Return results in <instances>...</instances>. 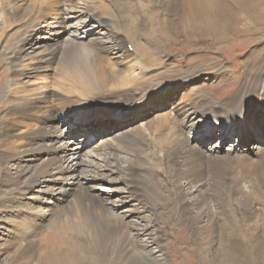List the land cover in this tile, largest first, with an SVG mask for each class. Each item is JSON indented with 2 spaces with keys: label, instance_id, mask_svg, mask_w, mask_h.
<instances>
[{
  "label": "bare ground",
  "instance_id": "obj_1",
  "mask_svg": "<svg viewBox=\"0 0 264 264\" xmlns=\"http://www.w3.org/2000/svg\"><path fill=\"white\" fill-rule=\"evenodd\" d=\"M12 1L14 19L21 23L26 21L30 30L25 29L15 39L9 37V34L7 38L10 39L0 46V61L5 65L6 72H10L12 77L25 78V73L18 75L13 70L34 58L36 66L33 73L53 67L52 73L56 75L59 72L64 78L62 83H56L61 84L59 86L64 90L67 88L66 92L69 94L77 92L82 98L87 97V101L90 98L103 100L100 102L102 107L86 101L83 107L85 112H80L76 106L81 103L77 104L72 99L62 103L65 108L62 110L58 108L61 102L47 105L55 102L53 97H61L59 94L51 91L40 94L33 102L25 96L27 93L23 92V88L18 90L11 84L14 78H6L3 83L8 93L0 101V207L7 199L10 202L7 200L8 211L0 212V230L9 226L11 221L6 215L13 213L11 210L15 209L19 215L21 210L22 213L27 212L24 210L27 207L24 202L32 200V194L37 188L39 190L36 193L48 195L54 200L51 209L49 208V215L46 211L48 216L31 228L32 235L27 237L24 228L19 229L17 224V241H13L21 244V247L16 249L12 258L15 264H173L163 246L162 223L148 216L158 212L164 193L169 192L175 210L173 214L178 217L186 215L195 245L197 264H264V154L257 146L249 148L247 129L253 123L264 128L263 102L253 108L255 101L251 99L246 101L245 107H241L237 100L239 93L234 94L226 103L213 102L206 95H196L183 104L179 101V105L173 109V117L165 119L162 115L161 118L165 121H158L160 114L156 120L158 128L154 129L157 125L154 126L153 123L146 124L148 136L137 128L116 127L108 140L111 142L104 139L95 153L83 150L86 136H83L84 142H78L69 131L70 122L76 118L74 116L78 114L85 117L88 109L122 112L134 104L142 106L146 100L164 96L165 94H160L165 93L168 86L174 87L176 81L165 77L166 80L151 83L148 78L143 77L149 68L148 64L153 63H150L153 56L157 55L158 58L159 50H193L196 54H203L200 58L210 59L206 52L219 55L228 50V45H234L235 38L241 39L240 44L245 45L248 43V39L245 40L248 32L242 30L246 29L243 14L254 21L256 32L264 38V16L260 12L264 7V0H147L146 5H142L151 12L146 10L148 13L145 12L142 19L138 8L143 6L137 8L135 0H107L110 7L104 17L90 12L87 4H73L72 0V4L69 0V5H63L62 0H31L32 6L26 8L23 6L25 0ZM92 2L99 4L98 0ZM37 4H41L44 11L37 10ZM59 4L64 9L68 8L64 13L74 11L76 15L70 18L59 16L49 24L43 21L48 11ZM99 7L102 8L101 5ZM163 11L168 13L166 18L160 16ZM0 18L3 24L0 32L3 34L14 24V19L5 13L0 14ZM141 27H145L143 35H149L150 40L139 39L143 31ZM96 29L98 31L93 33ZM205 42L209 44L203 45ZM128 46L131 47V55ZM66 53L70 56L64 59ZM251 55L255 57L254 54ZM130 56L142 61L140 70H137L140 72L135 76L134 71L122 76L109 63H116ZM178 61L174 66L175 70L180 64H184L185 57ZM33 63L34 61L31 64ZM208 64L200 66L206 67ZM214 67L216 68L208 65V71L211 70L208 73L204 69L198 70L200 67H194L188 72H193L192 77L204 76L206 81H210L217 77L218 69L214 70ZM257 69L260 71L264 66ZM252 73L249 74L252 75L249 83L258 79L255 80ZM170 74L171 72L168 75ZM257 85L259 83L254 82V87ZM124 87L126 89H121ZM243 89L240 90L241 93ZM52 98L54 100H50ZM114 102L128 104L124 110L109 109V105ZM6 103L7 107H4ZM43 109L45 115L39 120L37 115ZM205 116H211L212 121L216 122L214 125L207 123L210 126L207 129L216 126L220 142L232 139L235 141L231 143L232 147L242 143L247 147L244 150L249 152H245L240 146L234 152L227 147V152L221 157L210 152L204 153L196 145H191L186 134L205 128L198 124ZM66 119L69 122L64 125L62 122ZM21 130L23 133L18 134ZM149 135L153 138V145L155 142L161 144L157 146L162 153L161 156L158 152L161 162L154 150L152 153L155 156L152 157L158 159L152 158L151 153L148 154L145 150L149 146L148 140H152ZM69 143L72 146L67 149ZM215 147H218V142L211 148ZM211 148L208 151H212ZM40 154H45V157L41 159L38 157ZM40 159L41 163L34 166L33 163ZM207 164L231 168L238 178L234 189L221 190L216 196L218 204L214 210L222 213L223 218L211 215L213 210L209 212L212 205L208 185L204 181ZM206 173L208 174L207 171ZM105 179L109 180L107 186L102 185L106 182ZM162 183H165L163 188ZM137 184L140 191L135 189ZM117 185H122L123 188ZM96 190L106 194H95ZM239 192H243L242 196L245 197L237 198ZM111 193L117 194L114 200L110 198ZM15 195L21 196L16 204ZM123 206L128 209L121 210ZM251 209L259 211V214L256 215ZM226 211L231 215L225 216ZM23 219L24 217L19 223H23ZM20 230L21 234H25V240H34L30 239L22 246L21 242L25 240L19 238ZM4 232L10 233L9 230ZM0 235L4 237L5 234ZM212 249L218 252L215 262L209 260V250ZM4 250L5 246L0 244V252ZM177 254L174 261L180 259L179 262H183L181 257L184 255L178 257L180 253ZM7 261H0V264H11Z\"/></svg>",
  "mask_w": 264,
  "mask_h": 264
},
{
  "label": "rangeland",
  "instance_id": "obj_2",
  "mask_svg": "<svg viewBox=\"0 0 264 264\" xmlns=\"http://www.w3.org/2000/svg\"><path fill=\"white\" fill-rule=\"evenodd\" d=\"M25 2L26 3H24V5H23L25 8L32 6L31 0H25ZM68 2H69V0H62V4L63 5H69ZM78 2L87 4L89 9H90L89 10L90 12H92L93 14H96V15L99 14V15H101L103 17L105 16V13H106L107 9H109V7H110L107 0H101V1L98 0L99 4L95 3V2H92V0H72L73 4L78 3ZM135 2L137 4V8H138V7L143 6L144 4L146 5L147 0H144V1L143 0H135ZM70 3H71V0H70ZM13 4H14V2L12 0H9V1L8 0H3V1L0 0V14L3 13V15H4V13H5L9 18L12 17L14 19V14H13L14 13V9H13L14 7H12ZM25 5H27V6H25ZM99 5H101V7H102L101 9H100ZM35 8L37 10L44 11V9H43L41 4H37L35 6ZM142 9H144V6L141 7V9L138 8L139 13L141 11V13L139 14L141 16V19L144 17V15H145L144 13L145 12H147V11L149 13L151 12V10H147L146 9L147 10L146 11L145 9L144 10H142ZM262 9H264V7H262ZM262 9L260 10V12H261V14H263L262 16H264V12H263L264 10H262ZM51 10L52 11H48L49 12L48 15L45 17V20H43V21L47 22V24L52 22L53 19L60 18L62 16L70 18V17L76 15V14H74V11H71V12L70 11H66L64 13V10H68V8L64 9L63 7H61V4H59V6H54ZM60 12H62V13H60ZM93 14H92V16L95 17V15H93ZM167 15H168V13L165 12V11L162 12V15L160 14V16L162 18H166ZM243 16H242V20L245 21V23H246V25H245L246 29L242 28V30H246L248 32L247 35L245 34V36H246L245 40L248 39L247 40L248 41L247 44L241 45L240 44L241 39H238V38L236 39L235 38L234 39L235 42H233L234 45L233 44H232L233 46L232 45L231 46L228 45V50L223 51V53H220L219 55H215V54H213V52H206L208 54V56L210 57V59H208L207 57L200 58V56L202 57L203 54H201V53H197L196 54L193 50L185 51V49L184 50L181 49L182 52H176V51L173 52V50L164 51L163 52V51L159 50L160 53L158 54V58H157V55L153 56V60L150 62V63H152V62L153 63L152 64H148V67L150 69L149 68H148L149 70L147 69V72H145L143 74V77L145 76L146 78H148V81L151 82V83L152 82L153 83H157L158 80L159 81H161L163 79L166 80V78L168 77V79H170V81L171 80H173V82L176 81V84L174 85V87L168 86V88L165 89L166 90L165 93H161L160 94V95L165 94L164 96L154 97L153 100H151V101L146 100L145 102H143L142 106H138L139 104H134L133 107H131L127 111H122V112L120 110H115V111L110 110L109 111L108 109L100 111V110L88 109L87 110V116H85V117L82 116V115L80 117V115L76 114L74 116L76 118L73 121L70 122L71 130H69V131L71 132L70 133L71 136L76 137L78 142H82V141L84 142L83 136H86V141L83 143V146H84L83 150L84 151H92V152L95 153V151H97L101 147L100 145L104 142V139H107L106 140L107 142H111V141H108V140L112 136L111 134L114 132L116 127H120V129L122 127L124 129L137 128V130L143 132L144 135L148 136L147 135L148 132L145 131V127L147 125H151L153 123V124H155L154 126H156L158 124L159 120L165 121L163 118L169 119V118L173 117V114L175 112V110H173V109L176 106L179 105V103H178L179 101H181L180 104H183L185 102L190 101L191 99H194L196 97V95H197V97H200L202 95H206L208 98L211 97V101H213V102L226 103L228 100H230L232 97H234L233 96L234 94H238L239 93L237 100H238V102L241 103L240 104L241 107H243V105L245 107L246 101L251 100V99H254V101H255L253 108L256 107V106H259V104H261L262 102L264 103V94H263L264 93V90H263L264 89V69H262L260 71L257 69L259 66H264V59H263L264 58V38H262V36L259 35V33L256 32V29L254 28L255 27V23H253L254 21H252V19H249L248 17H246L244 14H243ZM262 20H261V22H263ZM2 26H3L2 20L0 18V29L2 28ZM11 27L12 28L14 27V28L12 29ZM11 27L3 34H1V32H0V34H1L0 35V46L6 40L10 39L9 37H11L12 39H15L18 36H20L22 34V32H25V29H26V31L30 30V27H29L28 23H26V21L21 23L16 18L14 19V24ZM141 28H142L143 31L139 35V39H141V41L143 39L144 40L145 39H149L150 40L151 37L149 35H147V36L143 35L145 27H141ZM97 31H98V29H96V30H94L92 32L96 33ZM138 31H139V33L141 32L140 29ZM9 34H10V36H9ZM7 36H9V37L7 38ZM1 37L2 38L4 37L5 39L3 38V40H2ZM205 44L207 45V44H209V42L203 43V45H205ZM235 44H240V45L236 46ZM128 49H129V53L131 55V53H132L131 52L132 51L131 47L128 46ZM40 51H37V53H40ZM184 51H185V53H184ZM256 51L258 52V54H257ZM226 52H227V54H226ZM184 54H185V56H184ZM251 54H254L255 57L252 56ZM69 56L70 55L66 53L64 55V59L69 58ZM181 57L182 58L185 57V62H184V64H180L179 67H177L178 71L181 70L180 72H178L177 70H175L176 68L174 66L177 64L178 60L180 61ZM31 59L32 60H28L27 63L25 62V64L22 63V65H21L22 67L20 66V67L16 68L17 71H16L15 68L13 70V73H17V74L19 73L18 75L25 73L26 77L23 78V79H22V77L21 78L12 77V74L10 72H6L5 65L0 61V96H2V98H0V101H2L3 96L6 93H8L7 87L6 86L3 87V85H4L3 83L5 82L6 78H14V81H12L11 84H14L13 86H15L18 90L23 88L24 89V90L22 89L23 92L27 93V94H25V96L30 98L33 102L36 100V98L41 96L40 94L44 95V94L50 93V91H51V92H54L56 94H59L61 97H53L55 99V102H53V103L50 102V104L47 103L48 106L49 105H54L55 103L58 104V102H61L60 103L61 105L59 104L58 108L63 110L65 108L62 106V103H64V101L65 102H69V101H71L73 99V102H78L77 104L81 103V105H77L76 106L77 109L79 108L78 111L85 112L83 107H85L84 104L87 101V97H83L82 98L81 96H79V94L77 92H74V93L72 92L71 94H69V92H66L67 88L65 90L63 88H60L59 85H61V84L58 85L56 82L58 81L59 83H62L64 78H63L62 75H60L59 72H57L56 75L54 73H52V71H54V70H52L53 67L45 68V69H43L40 72L33 73V68H34V66H36V64H35V60H33L34 58H31ZM136 59L137 58H135L133 56H130V57H127V58H122L120 61H118L116 63L114 61H109V63L111 64V66L113 67L114 70H117V72H121L122 76L123 75H127L126 73H131L133 71H134L133 72V76H135V75H137L140 72V71L138 72L137 70H140L139 68L142 65V61H138L139 59H137V60ZM155 59H157V60H155ZM208 60H210V61H208ZM33 61H34V63L31 64ZM212 61H214V62H212ZM203 62L204 63L208 62L209 66L210 65L216 66V68L214 67V70L218 69L219 72L217 71V77H216L215 80L206 81V78L204 76L196 78L197 76L194 75V77H192V73L193 72H188V71H191L194 67H200L198 70L201 69V71H202V69H204L205 72L207 71V73L211 72V70L208 71V69H207L208 65H206V67L205 66L204 67L200 66L201 64L202 65L204 64ZM117 65H120V66H117ZM149 65H151V66H149ZM23 66L25 67V69H24ZM124 66H126V67H124ZM26 67H27V69H26ZM132 67H134L135 70ZM198 70H196V71H198ZM248 70H249V72H248ZM169 71L171 72V74H170L171 77H170V75H168L170 73ZM196 71H195V73H196ZM124 72H125V74H124ZM174 73H176V74H174ZM251 73L253 74V76H255V77H253L255 80L258 78L256 81H254V82L259 83V85H257V87H254V82L253 83H249L248 82L252 78L251 77L252 75L249 76V74H251ZM256 74H257V76H256ZM158 75H160V76H158ZM150 77H152L151 78L152 81H151ZM185 77H186V79H185ZM223 77H224V79H223ZM154 78L156 80H154ZM181 80H183V81H181ZM221 81H223V82H221ZM39 87L40 88L42 87L41 90H40ZM50 88H52V89L50 90ZM54 88H57V89L55 90ZM242 88H244V89L242 90V93H241L240 90ZM121 89H126V87L121 88ZM44 90H45V92H44ZM257 90H258V92H257ZM36 91H38V92H36ZM227 91L229 93H227ZM34 92H36L37 95L34 94ZM61 93H62V95H61ZM183 94H184L185 97L183 96ZM192 94H193V96H191ZM223 94H225L226 97H224ZM245 94H246V96H245ZM80 95H82V94H80ZM79 97H81L82 99L79 98ZM53 98L50 99V100H54ZM88 102L93 104V105L94 104H98L99 107H102V104L100 105V102H103V100L90 98L87 101V103ZM176 103H177V105H176ZM127 104L128 103L121 104V103H115L114 102L111 105H109L111 107L109 109L123 108V110H124V108L127 107L126 106ZM5 105L7 107V103L4 104V107H5ZM44 105L46 107H48L46 104H44ZM43 112H44V109L39 111V115H37L39 120H40V118L43 117V115H45ZM169 113L171 114V116H170ZM159 115H160V117H159ZM162 115H164V116H162ZM161 116L163 118H161ZM158 117H159V119H158ZM199 118H201V117H199ZM157 119H158V121H156ZM148 121L150 122V124H148L149 123ZM199 121H201L200 123H198L199 125L201 124L200 127L204 126L205 128L201 129L200 131L194 132V133L186 134L187 135L186 139H187V141H189V143L191 145H196L204 153L210 152V153H214L217 156H221L222 157V155H224V153L227 152V147L231 148L232 152H234V149L237 150L238 146H240L242 148V150L247 148L245 146V144H242V143H237V144H235L234 147H232L231 145H233V144H231V143L235 142L232 139H230V140H221V142H220L218 140L219 138L217 137V129L218 128L216 126H214L211 129H207V127H210V126H208L207 123L210 122V123H213V125H214V123H216V122L212 121L211 116H205L204 118L200 119ZM67 122H69L68 119H66L62 123L66 124ZM139 126L142 127V128H140ZM247 127H248L247 128L248 129V136H249V139H250L249 140V144H248L249 148L250 147L254 148V146H257L262 151V154H264V152H263V150H264V133H263L264 132V128L262 129L260 125L257 126V124H254V123L253 124H249ZM155 128H158V125L156 127H154V129ZM21 131H19L18 134L23 133V130H21ZM145 132H146V134H145ZM149 139H152V140H148L149 141V146L146 147L145 150L148 151L147 152L148 154H150V153L152 154V155L150 154L151 157L155 156L154 154H156V157H158L160 160L158 158H156V157H152V158L158 159V161L161 162V158L160 157L162 156V153H161V150L159 149L160 147H157V146H161V144H158V143L155 142L154 143L155 145H153L152 143L154 141H153V138L150 135H149ZM72 142H74V140ZM217 142H218V147L217 148L216 147L215 148H211ZM113 143H115V142H112V144ZM113 145H115V144H113ZM71 146H72V143H69L67 145V149H69ZM97 147H99V148H97ZM153 147H155V148H153ZM210 148L212 149V151H208V149H210ZM153 150H154V154L152 153ZM155 151L157 153H155ZM158 152H159V155H161V156L158 155ZM245 152H249V151H245ZM38 157L43 159L45 157V154H40V156H38ZM41 159L38 162L35 161L33 163V165L41 163ZM209 165L208 164L205 165V172H204V181L208 185V189H209L208 190V194H210L211 205H212V207L209 210V212H211L213 210L211 212V215H213V216H215L217 218H220V217L223 218V214L222 213H220V212L217 213V211L214 210L215 207H216V204H218L217 201H216V199L218 197L217 194H219L221 190L222 191H228V190L234 189L236 187V185L238 184V178H237V176L235 175V173L233 172V170L231 168L227 169V168L220 167V166L218 167V166H214V165H211V166H209ZM206 171L208 172V174L206 173ZM169 172H170V169H169ZM209 172H211V173H209ZM226 173L229 174V175H227ZM213 174H215V175H213ZM226 176L229 177V178H226ZM231 178H233V179H231ZM234 179H236L237 183L234 182L235 181ZM105 180H106V182L102 183V185H104V186L109 185V180L108 179H105ZM221 180H223V181H221ZM162 184H163L162 185V188H163L165 186V183H162ZM220 184H222V185H220ZM234 184H236V185H234ZM57 186L59 187L60 185H57ZM117 186L120 187V188L122 187V185H117ZM135 187H136L135 188L136 190L140 191L139 184H137V186H135ZM224 188H225V190H224ZM37 190H39V189L37 188L34 191V193L32 194V200L29 199L26 202H24V203H26V206H27L26 208H24V210L26 209L27 212L25 213V211H24L22 213V210L20 211V214L21 215L23 214V217H24V219H23V223L24 224L23 223H19V221L23 217H21V215H19V213L15 209H14L15 211L11 210L13 213H8V215H6V217L11 222H10L9 226L8 225L6 226L5 229L0 230V234L4 233L5 235H8V237L5 236V235H4V237H3V235H0V238H1L0 239V244L5 246V250H4L5 252L4 251L0 252L2 254L0 256V261H7L8 260L7 262H10L11 264H15V262H14V260H12V258L14 256V253H15L16 249L21 247V244H18V242L16 243V241H17L16 240L17 239V233L16 232H18L17 231V224L19 225V229L21 227L24 228V232L26 233V235L28 237V236L32 235V232L30 231V230H32L31 228L34 227V226H37V224L39 223V221L41 219H43L44 217H47L49 215L50 209H51L52 205L54 204V200H53V198L49 197L48 195H42L41 193H36ZM95 194H100V195L104 196L106 194V192H104V191L99 192L98 190H96ZM164 194H165V196L163 197V201L160 204L161 206H159L157 208L158 212H154V213H152V214H150L148 216L150 217V219H154V220L160 221L162 223V225H161V236L163 238V246L165 247L164 249L167 251V254L169 256V259H170L171 263L173 262V264H197L198 261L195 259V257H196L195 245H194V242H193V238L191 237L190 227H189V225L187 223L186 215L185 214H181V215H179V217H178V215L175 216V214H173V212L175 210L173 208V202H172V198H171V193L169 192V194H167V193H164ZM242 194H243V192H239L237 194V198H240L242 196ZM17 196L18 195H15V197H14V198H16L14 204H16L17 200H19L18 198L21 197V196H19V197H17ZM35 196H37V197H35ZM116 197H117L116 193H111L110 194V198L112 200H114ZM242 197H245V196H242ZM164 198H166L167 200L164 199ZM7 200L10 202V199H7ZM7 200L2 203V207H0V212H4V211L7 212L8 211L9 202ZM3 206H4V208H3ZM255 207H258V206H255ZM3 209H5V210H3ZM126 209H128V208L123 206V209H121V210L124 211ZM40 210H41L42 213L40 212ZM44 211H45V213H44ZM46 211H47L48 215L46 214ZM251 211L254 212L256 215L259 214V211H254V209L253 210L251 209ZM38 212H40V214H38ZM242 212L243 211H241V214H243ZM247 212L248 211H245V213H247ZM229 214L227 213V211L225 212V216H230L231 214L230 215ZM160 217H161V219H160ZM10 229H12V231ZM5 230L6 231L9 230L10 233L8 234V233L4 232ZM21 233H22V230L19 231V234H18L19 238L21 240H25V238H24L25 234H21ZM30 239L34 240V238H30ZM13 240H16V241H13ZM29 240L22 241L21 242L22 246L25 245L27 243V241H29ZM7 246H8V248H7ZM177 253H180V255L178 257H181V254L184 255L183 257H181L184 260L183 262H179L180 259H178L177 261H174V260H176V257L178 255ZM216 258H218V252L215 249L209 250V260H210V262H215L217 260ZM254 264H259V263L258 262H254Z\"/></svg>",
  "mask_w": 264,
  "mask_h": 264
}]
</instances>
